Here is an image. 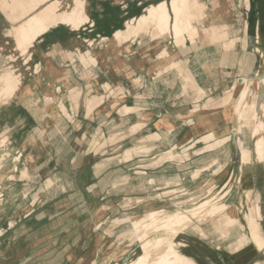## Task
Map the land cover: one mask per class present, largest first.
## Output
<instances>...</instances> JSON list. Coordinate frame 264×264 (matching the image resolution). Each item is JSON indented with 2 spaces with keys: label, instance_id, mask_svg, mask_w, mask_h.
I'll return each mask as SVG.
<instances>
[{
  "label": "rangeland",
  "instance_id": "rangeland-1",
  "mask_svg": "<svg viewBox=\"0 0 264 264\" xmlns=\"http://www.w3.org/2000/svg\"><path fill=\"white\" fill-rule=\"evenodd\" d=\"M55 1L0 0V14L3 13L11 22V24L2 22L0 27V94H2L0 112L7 108L12 100H17L20 105L26 106V102L21 103L18 98L23 99L24 95L32 98L34 90H36L35 95L39 97L45 91L46 97H41L42 101L36 109L45 108V120L52 122L54 127L57 123H61V119L64 116L65 121L63 123L74 128L75 123L80 118H84L87 111L91 113L94 110L102 111L109 107V110L104 111L103 117L96 121L100 127L97 138L100 139L99 142L101 144L94 156L96 160L94 168L99 171L108 170L107 174L109 173V176L104 181L106 183H102V187L104 191L107 189L105 194L109 193V195L106 194L109 196L108 200L116 202L115 205L120 207L122 212L114 220L113 231H108L107 235L101 229L98 232L97 239L99 244L102 243L99 247L100 251H98L99 261H96L94 257L95 252L93 250L96 247L95 241L92 240L94 238L90 237L91 232L79 231L76 232L77 237H80V241L85 244L83 245L82 254L79 255L82 261L65 262L63 264H114L116 261L118 264H123L122 261L126 259H134L141 251L139 245L142 241H139L131 233L134 230L132 222L145 219L149 214L163 208L170 213L179 212V210L181 211L179 213H183L192 208L194 204L205 201L208 194H219L220 203L227 204L228 208L225 211L235 210V216L244 221V216L248 212L245 193L247 189H254L260 198L261 206L264 210V164L254 154L251 131L249 129L247 132L243 131V128L245 130L246 127H244L236 111L238 94L244 87L245 79L260 67V59L251 48L248 34L254 35L259 25L264 33V0H253L254 5L251 4V0H193L195 9L189 6L190 14L185 16L184 19L192 20L196 26L201 23V20H205L204 26L206 27H210L213 24L223 27L224 35H226L227 41L232 46L230 50L232 59L227 61V66L221 62V69L223 68L222 78L224 80L227 78L228 83L221 93L218 92V95L212 90L204 94V91L198 86L195 90H198L199 96L195 97V101L192 103L181 104L169 99L165 103L166 105L162 104L163 107L161 108H164L163 114L168 118L172 117L170 119L176 121L175 127L185 126L187 130H203L204 125L202 122L205 120L201 118L203 115L205 117H219L222 113L228 114L227 122L229 125L219 135L211 132L202 136L198 141L187 142L188 144L182 146L173 144V142L165 145L167 141L162 139L165 135H159L144 129L145 125L142 124L144 120L140 121L141 124L139 125H134L138 122L125 125L121 121V117L134 114L136 110L130 108L134 100L137 102L138 100L152 99V93H148L149 90L146 89V85L153 82L155 78L157 80H169L172 69L173 72L171 73L175 74L177 72L178 78H183L187 85L190 84L186 75L189 73V69L187 70L185 66H189L190 62L194 60V56L204 49L210 52V48H213L210 43H201V40L196 41L193 36H189L188 38L190 39L185 43H178L173 39L168 42L164 40L166 35H160L157 32L155 23L153 27L150 21L141 25L131 24L132 20L144 14L145 8L151 2L143 3L144 0H117L118 2L116 0H90L93 5L92 16L94 18L103 15L105 5L107 6L106 9H108L107 13L110 15L115 10L123 12L121 28L110 39H120L118 46L110 43V41H106L101 46L99 43L102 39H98V42L93 39H85L87 31L83 32L82 52L77 55L73 53L66 54L64 57H60L59 61L57 60L59 64L56 63L59 68L54 71V75H51L53 77L48 79L54 82V85L52 83L53 86L45 88L46 90L43 92L44 88L39 90V87L37 89L33 86L34 89L28 91L34 80L40 77L43 71L41 69L35 73L33 70L26 69L25 58L28 57L29 50L42 37H24L22 27L33 16L42 14L48 5ZM217 1L219 2L218 5H216ZM35 4L39 5L35 6ZM199 5L200 7L207 5L206 17L202 14V8ZM23 8H28L31 13L25 14L26 12H24ZM53 27L43 34L50 35ZM88 27H90L89 24H86L76 31L72 30L66 22H59V25L52 29L51 34L55 31L59 32L66 29L72 32H82ZM118 33L120 34L118 35ZM9 35L10 37H8ZM133 42L136 44L135 49L138 47V42L142 43V46H147V48L157 46L155 57L159 59L161 54L166 57L169 55L165 45L179 48L182 52H187L188 50L191 53L187 55L183 53L182 56H179L178 63H174L165 70L157 72L155 77L149 75L145 80L138 77L131 79L129 83H127V80L122 83L120 76L116 75L115 80L102 82L94 69L91 68L98 64V60L102 58L101 53L107 52L106 47H119L115 52L122 54V50L125 49H120V47L128 48ZM212 52L208 53V56L205 55V57L209 58ZM106 56L105 54L103 58ZM187 56H190V62L182 64L180 61H186ZM54 58L58 59V54ZM213 60L217 64L218 60ZM159 62H163V60H159ZM118 68L120 67L118 66ZM48 80L41 84H46ZM118 81L120 82L117 83ZM256 86L255 83L252 86L255 91ZM12 87H15V89L10 94H7L6 91ZM17 95L19 97L15 98ZM60 95H65L66 101L61 102L59 97L62 96ZM202 99L203 101L201 102ZM253 100L252 96L248 98L249 106L246 107L248 114L252 113L249 110H252ZM29 102L33 103L32 99ZM182 108H185V110H181ZM107 115L110 117L107 118ZM168 118L167 120H170ZM251 120L253 121V119ZM131 126L133 127L131 128ZM135 127L138 128L136 129ZM148 135H151L152 138L147 142L146 148L139 149V140L148 138ZM59 136L62 142L56 146V150L49 156L50 163L45 167V178L46 175L60 177L59 173L64 174V171H66L65 167H61L62 165H58V163L59 161L63 163L61 159L62 149L66 146H63L62 143L64 142L67 146L69 144L67 143V137L63 133L59 134ZM233 137H235V145ZM72 138L73 135L71 134L69 140L71 141ZM170 139L168 138L169 142H171ZM130 141L132 143H129ZM2 142L5 145H2ZM157 143H162L163 147L156 150ZM13 145L14 142L10 130H0V167H2L0 180L2 176L21 174V172L27 171L26 162L23 161L25 159L24 152H16L14 156L11 155ZM155 157L157 158L156 160L154 159ZM158 160H161V164L157 166L156 163L154 165V162ZM138 161L141 162L139 163ZM201 162H205L204 166L197 165V163L202 164ZM74 164H77L76 160H73ZM171 164L179 166H176L177 173L172 172L174 169L169 167ZM188 164V168H184ZM156 167L159 169L158 172ZM204 168L210 170L208 171L210 173L209 177H202L203 172L207 171V169L203 170ZM155 171L156 174L154 173ZM69 173L74 175L72 168ZM175 174L178 175L177 179L155 177H175ZM26 175L27 172L25 173ZM50 179L46 183L47 187H45V201L40 199L42 201L41 204H44V202L45 204L51 203L53 198L59 195L58 192H50L56 186H59V182H54L56 179ZM152 180H155V183L151 184ZM36 187L41 189L40 182ZM1 192L3 191L0 189ZM28 195L32 196V199L36 198V192H29ZM138 195H142L145 199L141 201L132 199L133 196L138 197ZM124 196H127V198L125 199ZM38 201L37 199L34 206L40 205ZM3 202L4 194H1L0 209H2ZM185 215H189L188 218L190 219L185 224L187 227L185 226L184 228V237H186L184 239L190 243L188 254L193 256L199 263L210 264L209 258H211L215 264H237L239 259L248 257L250 264H254L264 258L262 253H257L248 235L245 236L244 241H240L245 247L243 257L242 255H235V250L231 249V245L233 242L237 243L235 239L236 232H234V239L231 238L233 233H226V228H228L229 224L224 214L217 217L216 225L212 221L195 222L189 211ZM189 221L191 222L189 223ZM194 222L195 226L199 227L196 230L191 227ZM155 234L158 235L159 232ZM155 234L153 232L149 234L150 240H154ZM183 253L187 255L185 251Z\"/></svg>",
  "mask_w": 264,
  "mask_h": 264
},
{
  "label": "crops",
  "instance_id": "crops-1",
  "mask_svg": "<svg viewBox=\"0 0 264 264\" xmlns=\"http://www.w3.org/2000/svg\"><path fill=\"white\" fill-rule=\"evenodd\" d=\"M251 4L254 5L253 0H251ZM106 8L107 6L105 5V9H103L105 12L96 19L92 29L88 27L82 32H72L66 29L59 32L55 31L51 34L52 28L50 35L43 36L30 49L33 51L29 50L28 57L25 58L26 69L33 70L35 73L42 69L43 73L34 80L31 86L29 85L28 91L39 87V90L44 88L43 92L46 90L45 88L54 85V82L48 79L53 77L51 75H54V71L59 68L57 60L59 61L60 57H64L66 54L73 53L77 55L82 52L83 32L87 31L85 39H93L96 42H98V39H102L99 43L101 46L106 43L104 39L113 38L114 33L121 28L123 12L115 10L110 15L107 13L108 9ZM2 22L11 24L3 13L0 14V27ZM135 45L133 42L128 48L120 47V49H125L122 50V54L115 52L119 47H106L107 52L101 53L102 58L98 60V64L95 67L92 66L91 68L94 69L102 82H111V80L116 79V75H119L122 83L125 80L129 83L131 79L138 77L143 80L149 75L155 77L158 71L165 70L174 63H178V58L183 53L185 55L191 53L188 50L187 52H182L179 48L165 45L169 55L165 59H159L155 57L157 46L147 48V46H142V43L138 42V47L135 49ZM208 51L204 49L201 52L202 60H199L200 62H195L199 53L194 56V60L191 62L190 56L186 57V61L182 60L180 62L182 64L190 62L191 65L189 64V66L183 65L187 67V70L189 69V72L199 71L200 75L197 76L196 81L204 91V94L212 90L218 95V92L221 93L227 85L228 80L227 78L225 80L222 78L223 68L221 69L222 64L219 59L220 51L210 48V52H213L209 55V58L205 57V55L208 56V53H210ZM57 54L58 59L54 58ZM105 54L107 56L103 58ZM213 59L218 60L217 64L214 63ZM27 60L28 62H26ZM159 60H163V62H159ZM171 72H173V69ZM171 72L169 80H157L155 78L153 82L146 85V89L150 91L148 93H152L151 96L153 98L138 100L137 102L134 100L130 108L136 111L131 116H122L121 121L123 124L130 125L138 122L134 125H139L141 124L140 121L144 120L142 122L145 125L144 129L159 135H165L162 138L167 141L166 143L164 142L165 145L173 142V144L182 146L198 141L202 136L211 132L219 135L220 132L225 131L226 126L229 125L227 122L228 114L222 113L219 117L201 116V118L205 119L202 122L205 126V131L204 126L201 131H198V129L187 130L185 126L175 127L176 121L170 119L172 117L164 116V108L161 107L167 100L170 99V101L181 104L192 103L195 101V97L199 96L198 92L190 84L187 85L183 78H178L177 72L175 74ZM45 80H48V82L41 84ZM35 91H33L32 98H29L28 95H24L23 99L18 98L21 103L26 102V106L20 105L17 100H12L9 106L0 112V130L9 129L14 142L11 155L14 156L16 152H24L25 159L23 161L26 162V167L28 168H26L27 171H24V173L5 175L0 180V189L3 191L0 195L4 194L3 206L0 209V264H63L65 262H81V256L79 255L82 254L83 245L85 244L80 241V237H77L76 232L79 231L91 232L90 237L94 238L92 240L95 241L96 247L93 250L95 255H93L95 260L99 261L98 251H100L99 247L102 243L99 244L97 239L98 232L100 229L105 234L108 231H113L115 218L122 214L121 208L115 205L116 202L108 200L109 196L107 195L109 193L107 192L106 195L105 191L107 189L104 191L102 187V183L109 176V173L107 174L108 170L99 171L94 168V163L96 162L94 156L101 144L99 142L100 139L97 138L100 127L96 121L103 117L104 111L109 110V107L102 111L94 110L91 113L87 111L84 118H80L75 123L74 128L63 123L65 121L64 116L61 119V123H57L54 127L52 122L45 120V108L36 109L42 101L41 97H46L45 91L40 97L35 95ZM16 97L19 96L17 95ZM30 99H32L33 103L29 102ZM65 99V95L59 97L61 102H64ZM181 110H185V108ZM106 117L109 118L110 116L107 115ZM167 118L170 120H167ZM62 133L67 137L69 146L64 142L62 143L66 147L62 149L61 159L63 163L59 161L58 165L61 164V167H65L66 171H64V174L59 173L60 177L46 175V179L45 167L50 163V154L56 150L57 145L61 144L62 139L59 134ZM71 134L73 138L70 141L69 136ZM168 138H171V142H169ZM131 141L129 143H132ZM162 147V143H157L156 150ZM154 159L156 160L157 158L155 157ZM73 160H76L77 164L73 165ZM138 162L140 163L141 161ZM156 163L157 166L160 165L161 160L154 162V165ZM201 163H197V165L204 166L205 162ZM176 166L178 165H169V167L174 169L172 170L174 173L178 171ZM188 166L189 164L185 165L184 168H188ZM71 168L74 175L69 173ZM208 168L203 169H207L202 174L203 178L209 177L210 173L208 171H210V168ZM156 170L157 172L159 171L158 168ZM26 172L27 175L25 176ZM154 173L156 174V171ZM174 176L155 177L177 179L178 175L175 174ZM50 178L56 179L54 182H59V186H56L50 192H58L59 195L53 198V202L41 204L42 201L40 199L45 201V187H47L46 183L51 180ZM39 182L41 189L36 187ZM29 192H36V198L32 199V196L28 195ZM124 197L125 199L127 198V196ZM37 199L40 205L34 206ZM132 199L141 201L145 198L142 195H138V197L133 196ZM78 256L79 258H77Z\"/></svg>",
  "mask_w": 264,
  "mask_h": 264
},
{
  "label": "bare ground",
  "instance_id": "bare-ground-1",
  "mask_svg": "<svg viewBox=\"0 0 264 264\" xmlns=\"http://www.w3.org/2000/svg\"><path fill=\"white\" fill-rule=\"evenodd\" d=\"M116 2L118 1L116 0ZM145 2H151V4L145 8L144 14L132 20L131 24L136 23L137 25H141L150 21L153 27L155 23L157 32L160 35H166L164 40L168 42L173 39L178 43H185L190 39L188 38L189 36H193V39L196 41L201 40V43L208 42L213 49L220 51L221 55L219 59L227 66V61L232 59L230 55L232 46L227 41L226 35H224L223 27H218L214 24L210 27H206L204 26L205 20H201V23L196 26L192 20L184 19L185 16L190 14L189 6L195 9V2L193 0H144L143 3ZM197 4L199 3L197 2ZM218 4L219 2L217 1L216 5ZM38 5L35 4V6ZM200 8H202V14L206 17L207 5H203ZM23 9L24 12H26L25 14L31 13L28 8ZM96 19L97 18L92 16V5L89 0H56L54 3L48 5L42 14L33 16L32 19L22 27L23 36L32 38H37L39 36L43 37L48 35L43 33L49 31L53 26H58L59 22H66L72 30L77 31L86 24H89L90 27H94ZM119 34L120 33H118V35ZM119 40L120 39L117 38L114 40L104 39L105 42L110 41V43L116 46H118ZM248 40L253 52L260 59V67L254 72L251 71L252 75L245 79L243 83L244 87L238 94L236 111L239 119L244 124V127H246L245 130L243 128V131L247 132L248 129L251 131L254 154L257 159L261 160L264 164V33L260 25L257 27L254 35L248 34ZM160 58L165 59L166 56L161 54ZM199 60H202L201 52L196 56L195 62H200ZM186 75L192 87L194 88V86H196L194 89H197L199 85L196 80L197 76L200 75L199 71L195 70V72H189ZM254 83L257 85L256 91L252 89ZM14 89L15 87H12L8 89L6 93L10 94ZM250 96H252L254 100L252 110H249L252 113L248 114L246 107L249 106L248 98ZM1 97L2 94H0V98ZM126 112L128 111L126 110ZM246 114L248 115L246 116ZM251 119H253V121ZM151 138L152 136L148 135V138L146 137V139L139 140L138 148L145 149L147 142L150 141ZM1 144L5 145L3 142ZM1 170L2 167H0V173ZM150 183H155V180H152ZM245 195L247 197L248 212L244 216V221L235 216V210L229 212L225 211L226 208H228L227 204L220 203L219 194H208L205 201L194 204L193 207L187 211L184 210V214L179 213L181 212L179 209H177L179 212L170 213L167 209L163 208L149 214L145 219L132 222L134 230L131 233L134 234L139 241H142L139 245L141 251L136 258L126 259L122 261V263L201 264L202 262L199 263L193 256L188 254L190 243L184 239L186 238L184 237V228L185 226L187 227L185 224L190 220L188 218L189 215H185L188 211L195 222L204 223L206 221H212L214 225L217 223V217L224 214L229 224L228 228H226V233H233L232 239L236 236L235 239L237 243L233 242L234 244L232 243L231 245V249L235 250V255L239 256L244 254L245 247L240 241H244L246 235H248L252 241L257 253H262L264 255V210L261 206L260 198L254 189H247ZM222 220H224V218H222ZM190 222L191 221H189V223ZM195 222L192 226L190 225L194 227V230L199 228L195 226ZM151 232L154 234L159 232L158 235L155 234L153 241L149 238ZM234 232H236L235 236ZM153 249L154 251H152ZM183 251H185L187 255L184 254ZM209 261L210 264H215L211 258H209ZM114 264H118V262L116 261ZM254 264H264V258L256 261Z\"/></svg>",
  "mask_w": 264,
  "mask_h": 264
},
{
  "label": "snow or ice",
  "instance_id": "snow-or-ice-1",
  "mask_svg": "<svg viewBox=\"0 0 264 264\" xmlns=\"http://www.w3.org/2000/svg\"><path fill=\"white\" fill-rule=\"evenodd\" d=\"M243 257V254H242ZM237 264H250V260L248 257H243L237 261Z\"/></svg>",
  "mask_w": 264,
  "mask_h": 264
},
{
  "label": "water",
  "instance_id": "water-1",
  "mask_svg": "<svg viewBox=\"0 0 264 264\" xmlns=\"http://www.w3.org/2000/svg\"><path fill=\"white\" fill-rule=\"evenodd\" d=\"M233 143H234V145H235V137H233Z\"/></svg>",
  "mask_w": 264,
  "mask_h": 264
}]
</instances>
